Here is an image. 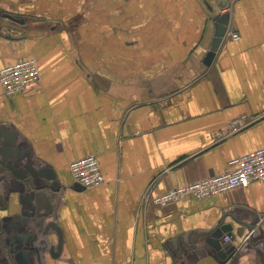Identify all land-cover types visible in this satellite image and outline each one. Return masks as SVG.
<instances>
[{"label": "crops", "instance_id": "0c3cea01", "mask_svg": "<svg viewBox=\"0 0 264 264\" xmlns=\"http://www.w3.org/2000/svg\"><path fill=\"white\" fill-rule=\"evenodd\" d=\"M23 59L41 79L0 85V264H264V181L151 201L264 150V0H0V68ZM89 155L105 183L78 191Z\"/></svg>", "mask_w": 264, "mask_h": 264}, {"label": "built area", "instance_id": "2783aa9c", "mask_svg": "<svg viewBox=\"0 0 264 264\" xmlns=\"http://www.w3.org/2000/svg\"><path fill=\"white\" fill-rule=\"evenodd\" d=\"M238 40V34H231ZM41 71L34 59H23L0 68V85L6 98L13 99L26 93L40 82ZM234 132L239 131L235 126ZM70 173L75 184L84 189H93L105 183V176L99 159L95 155L73 161ZM264 181V150L244 154L229 162V168L222 174L205 178L189 185L174 187L165 194L151 199L158 208L187 199L204 200L225 195L246 188L252 183ZM230 239L225 237V241Z\"/></svg>", "mask_w": 264, "mask_h": 264}, {"label": "water", "instance_id": "95a60500", "mask_svg": "<svg viewBox=\"0 0 264 264\" xmlns=\"http://www.w3.org/2000/svg\"><path fill=\"white\" fill-rule=\"evenodd\" d=\"M223 8H227V6H224L223 5ZM9 19H11V17H8ZM229 24H230V14H226V15H223V16H219L215 19V35H214V40H213V43H212V46H211V49L210 51L207 53L206 57H205V60H204V64L207 66V67H211L214 59L216 58L218 52L220 51L221 47H222V44H223V41L226 37V34L228 32V27H229ZM8 152L7 156L3 154L2 156V163L5 164L6 168L11 170L14 174H16V172L14 171V165L20 160L23 158L22 157H19L17 156V150L16 149H8L6 150ZM23 168L25 170L28 171V173L30 174L29 176V179L31 178H36L37 174L35 173V171L31 168L30 165H24ZM22 181L25 179V178H21ZM53 187L54 189H57L56 188V181H54L53 183ZM74 188L78 191H81V190H84L83 187H81L80 185L76 184L74 186ZM224 233L226 232H230L232 230V227L230 225H226L224 228ZM228 237V236H227ZM230 238V237H228ZM220 249V247H219ZM25 256H27V254H24Z\"/></svg>", "mask_w": 264, "mask_h": 264}]
</instances>
